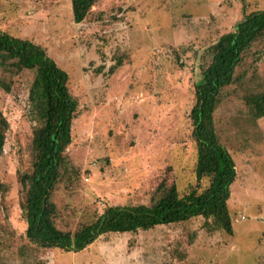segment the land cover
Segmentation results:
<instances>
[{
    "label": "rangeland",
    "instance_id": "rangeland-1",
    "mask_svg": "<svg viewBox=\"0 0 264 264\" xmlns=\"http://www.w3.org/2000/svg\"><path fill=\"white\" fill-rule=\"evenodd\" d=\"M243 10H264V0H100L79 24L68 0H0V30L40 46L67 73L77 101L67 155L79 178L53 194L59 228L73 231L109 206L147 204L159 181L180 192L195 185L189 115L199 57ZM258 66L264 71V61ZM32 78L22 74L9 94L0 90L9 123L0 155V264H264V118L260 133L245 134L244 108L231 96L214 113L235 165L231 236L193 218L136 235L110 233L76 255L28 245L17 171L29 157Z\"/></svg>",
    "mask_w": 264,
    "mask_h": 264
},
{
    "label": "trees",
    "instance_id": "trees-1",
    "mask_svg": "<svg viewBox=\"0 0 264 264\" xmlns=\"http://www.w3.org/2000/svg\"><path fill=\"white\" fill-rule=\"evenodd\" d=\"M68 1L72 20L79 24L100 0ZM243 12L232 31L219 36L199 57L200 79L194 85L196 101L189 115L197 156L195 185L180 192L174 183L159 181L147 204L106 207L93 222L78 224L73 231L59 228L52 200L60 186L68 190L79 178V170L67 155L77 109L67 87L68 75L37 44L0 30V90L9 94L15 77L33 75L27 96L28 116L34 123L29 157L24 170L17 171L28 245L80 252L110 233L136 235L193 218H202L208 232L232 235L227 201L235 165L217 135L214 113L231 96L244 108L245 134L260 133L257 124L264 118V71L258 66L264 61V10ZM121 65L118 59L113 69ZM8 130L0 110V155ZM204 180L208 181L205 188L201 187ZM0 190L3 193L4 186Z\"/></svg>",
    "mask_w": 264,
    "mask_h": 264
},
{
    "label": "crops",
    "instance_id": "crops-1",
    "mask_svg": "<svg viewBox=\"0 0 264 264\" xmlns=\"http://www.w3.org/2000/svg\"><path fill=\"white\" fill-rule=\"evenodd\" d=\"M84 250H86V248H85ZM84 250H82V251H84ZM82 251H80V252H82ZM68 252H69V251H68ZM76 253H79V252H74L73 254L76 255ZM48 263H49V262H48Z\"/></svg>",
    "mask_w": 264,
    "mask_h": 264
}]
</instances>
